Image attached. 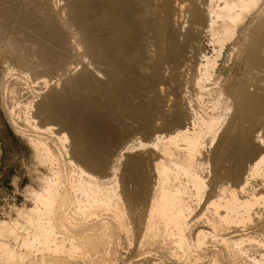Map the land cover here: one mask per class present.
Instances as JSON below:
<instances>
[{"label": "bare ground", "instance_id": "obj_1", "mask_svg": "<svg viewBox=\"0 0 264 264\" xmlns=\"http://www.w3.org/2000/svg\"><path fill=\"white\" fill-rule=\"evenodd\" d=\"M0 55L46 171L0 264H260L264 0H0Z\"/></svg>", "mask_w": 264, "mask_h": 264}, {"label": "rangeland", "instance_id": "obj_2", "mask_svg": "<svg viewBox=\"0 0 264 264\" xmlns=\"http://www.w3.org/2000/svg\"><path fill=\"white\" fill-rule=\"evenodd\" d=\"M14 68L8 59L0 55V79L2 80L5 72ZM9 69V70H8ZM17 69V68H14ZM20 73V71H17ZM0 80V82H1ZM41 79L37 80L35 90L39 89L43 83ZM33 85V84H32ZM31 85V86H32ZM43 87V86H42ZM48 90V88H47ZM46 90V91H47ZM47 93V92H46ZM42 95L41 97H43ZM0 97L1 93H0ZM0 98V220H8L15 217V209L23 206L30 207L29 191L31 188L38 189L40 184L38 181L39 173H46V171L38 167L34 152L28 145L26 139L12 130L8 123L7 115L4 111L2 100ZM41 99V98H40ZM2 106V107H1ZM3 108V109H2ZM8 121V122H7ZM135 122H130V125ZM135 141L148 142L151 140L150 136L137 133L134 136ZM144 140V141H143ZM149 140V141H150ZM137 149V147L135 148ZM255 246V249H254ZM248 247V246H246ZM258 245H252V250H249L251 256H255L260 260V264H264V256ZM122 249L120 258L113 261V264H130L131 249ZM257 249V250H256ZM260 251V254L258 253ZM251 252V253H250ZM122 256V257H121ZM262 257L260 259V257ZM207 257L210 258L209 255ZM131 260V261H130ZM191 264V263H190ZM209 264V263H208Z\"/></svg>", "mask_w": 264, "mask_h": 264}]
</instances>
